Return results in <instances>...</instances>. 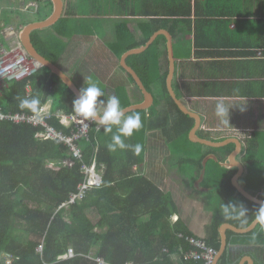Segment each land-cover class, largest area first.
<instances>
[{
  "label": "trees",
  "instance_id": "1",
  "mask_svg": "<svg viewBox=\"0 0 264 264\" xmlns=\"http://www.w3.org/2000/svg\"><path fill=\"white\" fill-rule=\"evenodd\" d=\"M30 1L38 4L35 16L40 18L37 21L51 15L53 6L50 0ZM207 1L211 3L215 0ZM64 2L65 15L62 19L51 28L32 33L38 52L57 66V55L62 52L58 37L70 41L73 35L82 31L92 32L86 29H90V24L95 22L90 21L91 17L142 19L115 21L114 39L109 48L119 60L125 52L144 46L161 29L172 34L174 47L186 43L191 36L192 17L198 18L194 33L195 46L199 48L210 36L201 35L205 29L199 25L203 15L249 16L246 12L225 8L210 6L203 9L197 6L198 0ZM8 21L6 24H9ZM32 22L27 21L24 25ZM83 23V30L74 28ZM230 44L233 46L230 48L241 47L233 42ZM127 64L138 74L147 90L154 92L155 97V104L149 113L132 112L140 114L143 127L125 143L141 144L142 151L138 155L131 150H124L125 155L119 149L109 151L107 144L111 142V133H106L102 127L98 129L94 122L89 139L76 142L82 155L78 158L66 144L47 139L43 128L0 121V264H173L164 251L172 252L179 244L185 243L178 237L179 234L184 238L196 236L180 219L182 211L172 193L164 192L137 170L145 160L147 132L163 130L172 153L177 152L175 154L180 157L178 165L181 171H186V164L192 167L194 174L187 182L194 190L205 156L216 153L223 162L235 146L213 149L189 140L195 120L179 110L168 92L169 64L165 36H159L145 52L129 56ZM121 70L141 93L132 76L123 68ZM27 85L33 87L31 98L38 97L42 103L53 92L56 107L73 113L71 106L75 94L47 68H41L34 76L7 88L0 100L4 113H32L18 107L19 99L27 98ZM164 105L166 107L162 112L159 109ZM121 106L126 108V105ZM168 114H173L172 124ZM50 123L66 135L74 130L73 126L65 128L57 119ZM257 136L255 134L246 141L241 158L247 166L244 188L252 193L264 191V140ZM94 162L98 171L103 173L102 187L92 189L82 201L71 202L86 179L84 165ZM236 172V169L228 170L218 162L209 161L202 183V187L210 189L213 194L218 193L217 197L213 195L209 198L208 203L215 211L214 219L201 236L218 252L221 247L220 227L227 223L241 229L249 227L259 206L247 200L232 185L231 178ZM230 201L241 202L248 208V224L245 227L242 228L239 221L224 218L222 204ZM175 216H179L178 222H174ZM227 237L228 246L219 264H239L243 256L235 254L231 247L263 245L264 229L258 225L254 231L244 235L228 231Z\"/></svg>",
  "mask_w": 264,
  "mask_h": 264
},
{
  "label": "crops",
  "instance_id": "2",
  "mask_svg": "<svg viewBox=\"0 0 264 264\" xmlns=\"http://www.w3.org/2000/svg\"><path fill=\"white\" fill-rule=\"evenodd\" d=\"M197 6L203 9L210 6L225 8L249 14L245 17H235L234 15L207 17L203 15L199 25L208 31L203 29L201 35L203 37L210 36L199 48L195 46L194 27L196 19L198 20L196 17H192L193 23L189 28L191 36H188L189 40L186 43L174 47L173 38L176 59L174 90L178 98L191 111L200 115L201 128L198 131V136L214 142H223L231 138H237L241 142L242 151L237 156V160L244 168L239 181L244 188L243 178L247 172V166L241 158L245 152L246 141L255 134L264 140V0H215L211 3L207 0H198ZM98 18L91 17L90 20H95L90 24L95 29L86 28L92 32L82 31L73 35L70 41L66 40L67 38L58 37L62 48V52L57 55L58 67L75 84L77 83L78 89L83 86L84 81L89 79L96 82L105 93V96L100 99L106 100L108 96L116 95L120 98L121 104L126 105V108L142 103L144 101L142 92L133 88V84L121 70V58L118 60V57L109 48V43L114 39L115 21L123 19L141 21L142 19L119 18L117 16ZM31 21L37 22V20ZM84 25L83 23L74 28L83 30ZM24 26V24H15L14 26L19 29V39ZM229 42L239 44L241 47L230 48L233 46ZM52 94L54 93L52 92ZM152 94L154 95V92ZM218 103H223L228 109V113L224 117H219L216 114ZM163 107L166 105L160 106L159 110L162 112L164 111ZM148 111L147 113H149ZM168 119L172 124L173 114H168ZM167 141L161 128L148 131L145 160L142 165L137 167L138 169H135L141 171V174L157 186L161 184L164 189H166L164 185L167 188L171 187L166 190L172 193L180 206L182 211L179 215L180 219L196 236H203L206 226L213 223L215 211L208 203L209 199L203 200L199 196H193L194 193L187 181H191L194 172L192 174L181 171V166L178 165L180 157L175 154L177 152L172 153ZM181 153L179 154L183 157V152ZM210 155H215L219 164L227 162L230 157L229 155L226 161L221 162L216 153H210L205 158ZM209 161L214 160L210 159ZM233 169H236L237 172L231 178V182L238 173L236 167L228 170ZM200 175L201 172L199 178ZM205 175L201 181L199 178L195 180V189L209 195L212 193L210 189L202 187ZM198 183L199 185H197ZM244 190L248 192L245 188ZM248 193L258 200L264 201V191ZM231 248L234 249L235 254H242L240 262H245L244 264H248L246 263L247 257H251L254 264H264V244L238 245Z\"/></svg>",
  "mask_w": 264,
  "mask_h": 264
},
{
  "label": "built area",
  "instance_id": "3",
  "mask_svg": "<svg viewBox=\"0 0 264 264\" xmlns=\"http://www.w3.org/2000/svg\"><path fill=\"white\" fill-rule=\"evenodd\" d=\"M0 100L3 98L5 91L10 83L21 82L35 75L41 65L34 60L19 39V29L12 25L0 24ZM26 93L29 97L32 93V87L26 86ZM52 116L49 110L41 114L37 119L34 113L31 114H6L0 107V121H9L15 124H29L34 127H43L46 130V138L62 142L71 148L74 155L81 158V151L78 149L76 142L81 139H88L89 132L93 121H85L77 115H72L64 119L68 127L73 126L74 130L71 135H66L54 127L48 125L47 120ZM101 127H98L100 129ZM83 170L86 179L78 188V192L72 197L71 202L82 201L94 188L102 187L103 173L99 172L96 163L86 166ZM174 220H177L175 218ZM185 243H181L172 252L165 250L173 264H215L218 251L209 246L206 240L201 236L183 237ZM184 244H186L184 246Z\"/></svg>",
  "mask_w": 264,
  "mask_h": 264
},
{
  "label": "water",
  "instance_id": "4",
  "mask_svg": "<svg viewBox=\"0 0 264 264\" xmlns=\"http://www.w3.org/2000/svg\"><path fill=\"white\" fill-rule=\"evenodd\" d=\"M53 6L52 14L45 20L32 22L30 24L25 25L21 32H20V40L23 43L24 47L28 51V53L31 55V57L35 58L37 61L41 63V65L44 68H47L51 71L52 74L56 75L74 94L75 96L78 95L79 89L75 85V83L56 65L51 63L49 60H47L44 56H42L38 50L35 48L33 41H32V33L37 30H45L48 28L53 27L60 19L64 17L65 14V2L64 0H50ZM159 36H165L167 41V53H168V60H169V73L167 76L166 84L167 89L169 91V94L172 98V100L175 102L179 110L185 114L191 117L195 120V125L192 128V130L189 133V140L194 144H201L205 146H209L212 148H222L225 146H228L230 144H234L236 146L235 151L230 155L229 159L225 163H220L221 166H224L227 169L230 168H238V173L234 176L232 179V183L236 190L244 196L246 199L253 201L257 204H260L261 202L256 197H253L248 192L242 188L240 185V178L243 175L244 168L240 162L237 160V156L242 151V144L237 138H231L223 142H214L211 140L203 139L200 136H198V131L201 128V117L196 112L191 111L181 99L178 98L174 86L173 81L176 73V59L174 56V47H173V37L172 35L166 31V30H159L157 31L150 40L142 47L133 49L130 51H127L123 54L121 57L120 65L121 67L129 73L134 81L136 82L138 88L142 92L144 96V101L142 103L132 105L128 108H125V111L127 114L132 113L134 111H148L152 108L155 102V97L152 94V92L148 91L147 88L144 86L142 80L138 76V74L127 64V59L129 56L134 54H140L145 52ZM214 160L218 162V158L215 155H210L205 158V160L202 162L203 169L201 171V175L199 178V181H201L205 175L206 172V164L209 160ZM199 185V183L197 184ZM258 224H255L252 222V224L244 229L237 228L233 226L232 224H223L220 229L219 233L221 235V247L218 252V256L216 259L215 264H219V261L223 254L225 253L227 246H228V237L227 232L232 231L236 234L244 235L252 232ZM245 262H240L239 264H244ZM246 263L248 264H254V260L251 257H247Z\"/></svg>",
  "mask_w": 264,
  "mask_h": 264
},
{
  "label": "clouds",
  "instance_id": "5",
  "mask_svg": "<svg viewBox=\"0 0 264 264\" xmlns=\"http://www.w3.org/2000/svg\"><path fill=\"white\" fill-rule=\"evenodd\" d=\"M37 8H38V4L36 6V10ZM6 25L9 26L11 25V23ZM33 59L36 60L35 58ZM37 62L41 65L39 61ZM41 68L44 67L41 65ZM41 68L39 69V71L41 70ZM14 83H19V82H14ZM11 84L13 83H10L8 86H10ZM30 86L32 87V85ZM25 92H26V88H25ZM32 93H33V87H32ZM31 95L28 97L26 93L27 98H20L18 107L20 109L30 110L32 113L35 114V117L37 119L41 118V114L44 113L46 109L49 110L52 117L47 120L48 125L53 127V125L50 122L54 119H57L60 120V123L65 128H70L71 126L68 127L63 120L70 118V116L72 115H77L85 121H93L98 127H102L106 133H111V142L107 144V148L109 151L115 152L119 149V150H131L133 151L134 154L137 155L141 153L142 151L141 144L125 143V140L127 138L132 137L134 132H138L143 127L140 114L139 113L127 114L125 109L121 106L120 98L116 95L108 96L106 100L100 99L101 97L105 96V93L102 90V88L91 79L84 81L83 86L79 89L78 95L72 100L71 107L73 109V113H67L65 110L58 109L56 107L57 104L55 101V97L52 94H50V97L45 101H43L42 103L38 97L31 98ZM227 113H228V109L225 108L223 103H218L216 105L217 116L224 117ZM6 114L13 115L17 113H6ZM20 114L26 115L25 113H20ZM17 125L36 128L32 125L25 123H21ZM37 128H43V127H37ZM43 129L45 130V128ZM113 129H115V131H113ZM222 213L225 219L239 221L240 226L242 228L248 224L249 210L241 202L230 201L227 204L223 203ZM175 218H177V220H174ZM174 219H173L174 222H178L179 216H175ZM252 222L258 224L261 229H264V202H261L260 205L254 211V219Z\"/></svg>",
  "mask_w": 264,
  "mask_h": 264
},
{
  "label": "rangeland",
  "instance_id": "6",
  "mask_svg": "<svg viewBox=\"0 0 264 264\" xmlns=\"http://www.w3.org/2000/svg\"><path fill=\"white\" fill-rule=\"evenodd\" d=\"M36 6H37V4L30 1V0H0V24H6L7 19H9L8 23L9 24L11 23V25H13V26H15V24H24L27 21L37 20L40 17L35 16ZM132 86H133V88H135L134 85H132ZM120 151L123 155H125L124 150H120ZM124 160H126V159H124ZM184 169H186V171L189 173L194 172L192 170V167L188 164L185 165ZM162 170H163V168L161 169V171ZM164 186L166 187V189L171 188L169 186L167 188L166 185H164ZM158 187H160L161 190H163L164 192H167V190L164 189V187L161 186V184ZM172 191L174 192V190H172ZM191 191L194 193L193 196H199L203 200L209 199L213 195L216 197L218 196V193H214V194L211 193V194L207 195L206 193L198 192V191L194 190L193 188H191ZM8 262H10V260Z\"/></svg>",
  "mask_w": 264,
  "mask_h": 264
},
{
  "label": "bare ground",
  "instance_id": "7",
  "mask_svg": "<svg viewBox=\"0 0 264 264\" xmlns=\"http://www.w3.org/2000/svg\"><path fill=\"white\" fill-rule=\"evenodd\" d=\"M87 141V140H86Z\"/></svg>",
  "mask_w": 264,
  "mask_h": 264
}]
</instances>
